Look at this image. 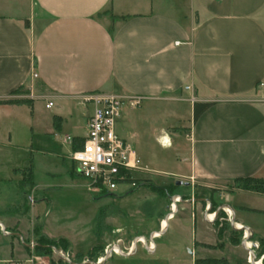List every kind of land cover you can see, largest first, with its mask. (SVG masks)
I'll use <instances>...</instances> for the list:
<instances>
[{
  "label": "crops",
  "instance_id": "crops-1",
  "mask_svg": "<svg viewBox=\"0 0 264 264\" xmlns=\"http://www.w3.org/2000/svg\"><path fill=\"white\" fill-rule=\"evenodd\" d=\"M100 94L143 98L139 108H124L117 124L118 134L141 160L143 170L136 174L141 184L168 189L173 181L190 193H169L170 212L159 219L152 237L177 221L176 230L195 237L194 264L216 259L206 256L216 251L203 245L218 243L229 249L223 257L228 264H248L231 258L214 220L230 208L234 223L247 228L257 245L264 242L262 229L247 217L264 219V194L238 185L264 180V0H0V153L14 147L16 129L23 127L32 134V148L38 136L68 145L67 159L74 166L72 154L83 147L95 110L86 99ZM15 101L28 104L4 103ZM39 103L49 112L47 119L40 116ZM196 103L212 104L197 121ZM154 141L170 152L169 158L153 154ZM35 152L65 157L50 149ZM12 171L10 183L35 185L33 165ZM159 176L168 183L156 184ZM140 190L122 188L107 196L138 202L147 196ZM199 190L217 208L211 214L212 205L203 206L204 226L197 216L204 202L195 198ZM179 205L190 212L191 227L185 224L188 217L174 215ZM3 214L1 221L16 220ZM127 216L141 222L145 213ZM115 242L130 244L124 252L129 256L133 231Z\"/></svg>",
  "mask_w": 264,
  "mask_h": 264
},
{
  "label": "rangeland",
  "instance_id": "rangeland-1",
  "mask_svg": "<svg viewBox=\"0 0 264 264\" xmlns=\"http://www.w3.org/2000/svg\"><path fill=\"white\" fill-rule=\"evenodd\" d=\"M38 110H41L42 119H47L49 112L41 103L38 104ZM154 114L155 111L150 115L154 116ZM16 130L14 147L10 151L3 150V153H0L2 165L0 167V217L5 212L6 216H9L8 213L16 219L0 220V264H194L191 253L198 252L195 237L191 236L189 231L176 230L177 221L170 222V229L166 233L162 231L158 238L152 237L153 231H159V219H165L170 212L168 208L172 202L170 194L175 192L190 196L187 189L178 188L173 181H170V188H165L169 192L158 193L151 190V186L144 184L140 192H146L147 196H143L144 200L138 202L134 201L133 197L123 201L120 198L109 197L107 194H99L77 174V165L73 166L72 161L67 159L68 145L60 141L56 142L55 139L48 141L38 136L32 148L31 132L23 127H17ZM37 148L47 151L50 149L52 153L65 157H54V155L44 157L43 154L35 152ZM150 148L159 160L170 157V152L163 149L156 141L150 142ZM64 158H66L65 164ZM32 165L36 170L34 180L36 188H33L35 185L7 181L14 175L13 168L23 169ZM155 176L158 177V175ZM166 178L161 177L160 181L155 183L167 184ZM238 185L241 188V183ZM196 192V199H204V202H199L197 209L198 222L204 226L206 211H203V206L212 205L214 200L211 196H205L201 190ZM238 198V201L247 205H254V201L250 198ZM180 201L179 197L175 199L177 203ZM216 201H219L220 205L224 204L223 199ZM34 202L37 205L32 206ZM39 203L42 204L39 205ZM137 210L145 213L141 222L127 216L134 214ZM214 210L216 209H210L209 213H214ZM173 213L178 219L188 217L185 218V224L191 227V222L187 220L190 212L181 209L179 205V212L174 210ZM35 214L40 217L34 219ZM218 215L219 218L215 219L214 223L221 231V239L226 237L225 244L233 251L234 257L231 258L236 262L241 258H243L241 261L248 262L249 253H251L253 262L260 261L264 256V245L252 246L251 251L247 249L246 251V247L241 245L244 237L229 225L231 222L229 215L226 212H220ZM247 217L250 223L259 226L264 233V219L253 217L252 214ZM225 218L230 221H225ZM121 228L123 230L119 231ZM130 230L134 234V249L129 256H126L125 253H128V250L125 246L129 247L130 244H119L115 241L119 237H127ZM207 233L209 235L206 239H213L212 233L210 231ZM140 236L143 240L136 241V238ZM43 239L45 242L51 240L56 243V250L48 252L37 249V244L42 243ZM249 241L256 244L252 237ZM150 245H153V248L150 249ZM208 246L211 245H203L206 249L216 251L215 254H206L209 258L221 260L226 254L229 255V249L225 251L222 243ZM114 248L119 252L114 251ZM99 259H101L100 262H98Z\"/></svg>",
  "mask_w": 264,
  "mask_h": 264
},
{
  "label": "built area",
  "instance_id": "built-area-1",
  "mask_svg": "<svg viewBox=\"0 0 264 264\" xmlns=\"http://www.w3.org/2000/svg\"><path fill=\"white\" fill-rule=\"evenodd\" d=\"M86 101L92 102L95 110L89 120L88 135L83 147L72 154L77 174L99 194L112 195L121 188H125V192L139 189L142 184L136 174L143 170L141 160L134 147L118 134L117 124L122 110L127 107L139 108L143 98L100 94L89 96ZM52 106V102L47 104V108ZM224 211L232 220L231 210ZM250 237V234L244 232L248 251H251L252 246H258L249 241ZM150 248L153 246L150 245ZM249 254V264H258L264 260L263 256L260 261L253 262V257Z\"/></svg>",
  "mask_w": 264,
  "mask_h": 264
},
{
  "label": "trees",
  "instance_id": "trees-1",
  "mask_svg": "<svg viewBox=\"0 0 264 264\" xmlns=\"http://www.w3.org/2000/svg\"><path fill=\"white\" fill-rule=\"evenodd\" d=\"M4 103H23V104H28L27 101H15V102H4ZM212 104H202V103H196L194 105V119L195 121H197L199 119V117L211 106ZM241 189L246 190V191H253L256 193H261L264 194V180H257V179H248V180H244L241 182ZM151 188L154 191H168L159 187H155L150 185ZM212 210L214 209V204L212 203ZM217 210V208H215ZM216 210H214L213 212H215ZM221 236V235H220ZM48 239V238H47ZM46 239V240H47ZM48 242H45V240L43 239L44 244L39 243L37 244V249L41 250V251H48V252H53L54 250H56L55 246L56 243H54L51 240H47ZM62 241H65L64 239H62ZM60 243V242H58ZM237 242L235 241V244ZM261 245H264V242H261ZM211 247V246H208ZM195 264H228V262L225 259H221V260H215V259H207V260H197L195 262Z\"/></svg>",
  "mask_w": 264,
  "mask_h": 264
},
{
  "label": "water",
  "instance_id": "water-1",
  "mask_svg": "<svg viewBox=\"0 0 264 264\" xmlns=\"http://www.w3.org/2000/svg\"><path fill=\"white\" fill-rule=\"evenodd\" d=\"M178 184L181 185L182 183L179 182ZM227 209L230 210V208H227ZM223 210H224V208H223ZM231 223L233 224V227H234L236 230H238V231H243V232H247L248 234H250V231H249L247 228H245V227H243V228H238L237 225L234 223L233 220H231ZM243 243H244V246L246 247V243H247V241L244 240ZM114 250H115V248H114ZM89 264H94V263H89Z\"/></svg>",
  "mask_w": 264,
  "mask_h": 264
},
{
  "label": "bare ground",
  "instance_id": "bare-ground-1",
  "mask_svg": "<svg viewBox=\"0 0 264 264\" xmlns=\"http://www.w3.org/2000/svg\"><path fill=\"white\" fill-rule=\"evenodd\" d=\"M249 245H250V244H249ZM115 250H117V249L115 248ZM115 250H114V251H115ZM117 251H118V250H117ZM118 252H119V251H118Z\"/></svg>",
  "mask_w": 264,
  "mask_h": 264
},
{
  "label": "flooded vegetation",
  "instance_id": "flooded-vegetation-1",
  "mask_svg": "<svg viewBox=\"0 0 264 264\" xmlns=\"http://www.w3.org/2000/svg\"><path fill=\"white\" fill-rule=\"evenodd\" d=\"M258 264H262V262H259Z\"/></svg>",
  "mask_w": 264,
  "mask_h": 264
}]
</instances>
